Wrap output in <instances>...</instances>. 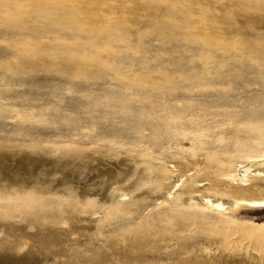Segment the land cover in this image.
I'll return each mask as SVG.
<instances>
[{
    "label": "rangeland",
    "instance_id": "rangeland-1",
    "mask_svg": "<svg viewBox=\"0 0 264 264\" xmlns=\"http://www.w3.org/2000/svg\"><path fill=\"white\" fill-rule=\"evenodd\" d=\"M263 114L264 0H0V264H264L219 188Z\"/></svg>",
    "mask_w": 264,
    "mask_h": 264
},
{
    "label": "bare ground",
    "instance_id": "bare-ground-1",
    "mask_svg": "<svg viewBox=\"0 0 264 264\" xmlns=\"http://www.w3.org/2000/svg\"><path fill=\"white\" fill-rule=\"evenodd\" d=\"M93 3V2H92ZM108 4V3H107ZM116 4H118V3H116ZM132 6V5H131ZM105 7V6H104ZM116 11V10H115ZM125 13V12H124ZM98 14V13H97ZM119 15V14H118ZM113 16H115V15H113ZM118 17V16H117ZM89 19V18H88ZM88 26V25H87ZM86 27V26H85ZM264 115V114H263ZM260 116H262V114L260 115ZM178 118H181V117H178ZM264 118V117H263ZM262 118V119H263ZM183 119V118H182ZM256 119V118H255ZM197 120V119H196ZM258 120H259V118H258ZM174 122V121H173ZM260 124H262V123H260ZM249 125V124H248ZM255 125H257V124H255ZM253 126V125H252ZM248 127V126H247ZM255 127V126H254ZM252 128L253 129V131H251V132H253V133H249V140H248V142L246 143V142H244V143H246L245 145H246V153L248 152L250 155H248V157L250 156V159H251V163L250 164H247L246 163V160H239V159H241V158H239L238 160L237 159H235L236 161H233V162H230V163H226V164H223L222 166H223V168H225L224 170L226 171V173H225V179H224V184H221V185H219V188L221 189V191H224L225 193H227L231 198H233V200H234V202L236 203V204H238V205H246V206H248V207H264V125H261L260 127H259V129L258 128ZM172 128V127H171ZM175 128H177V127H175ZM250 128V129H251ZM174 129V128H173ZM172 129V130H173ZM251 129V130H252ZM258 130V133H255L254 131L255 130ZM196 131H200V130H196ZM249 131L247 130V132L246 133H248ZM257 132V131H256ZM196 133V132H195ZM198 133V132H197ZM224 133V132H223ZM233 134V133H232ZM231 134V135H232ZM215 135H217V134H215ZM221 135H223V134H221ZM248 135V134H247ZM195 136V135H194ZM233 136H234V134H233ZM243 136V135H242ZM241 136V137H242ZM196 137V136H195ZM216 137V136H215ZM229 137V136H228ZM228 137H226V138H228ZM232 137V136H231ZM230 137V138H231ZM235 137V136H234ZM246 137V136H245ZM221 138V137H220ZM237 138H238V136H237ZM218 139V138H217ZM236 139V138H235ZM240 139H242V138H240ZM195 140H196V138H195ZM199 140V139H198ZM201 140H203V139H201ZM219 140V139H218ZM222 140V139H221ZM238 140V139H237ZM244 140V139H243ZM234 141H236V140H234ZM242 141V140H241ZM143 142V141H142ZM197 142H199V141H197ZM214 142V141H213ZM237 142V141H236ZM235 142V143H236ZM243 142V141H242ZM241 142V143H242ZM218 143V142H217ZM227 142H225V144H226ZM231 143V142H230ZM229 143V144H230ZM234 143V142H233ZM232 143V144H233ZM141 144V143H140ZM211 144H212V142H211ZM215 144H216V142H215ZM219 144V143H218ZM228 144V143H227ZM143 145V144H142ZM242 145V144H241ZM97 146H99V145H97ZM214 146V145H213ZM223 146V145H222ZM221 146V147H222ZM226 146H228V145H226ZM226 146H225V148H226ZM232 146V145H231ZM235 146V145H234ZM233 146V147H234ZM100 147H102V146H100ZM140 147V146H139ZM211 147H212V145H211ZM218 147V146H217ZM229 147V146H228ZM227 147V148H228ZM244 147V146H243ZM225 148H222L223 150L225 149ZM239 148V147H238ZM139 149V148H138ZM190 149V148H189ZM208 149H210V148H208ZM240 149H243L242 147L240 148ZM239 149V150H240ZM127 150V149H126ZM130 150V149H129ZM216 150V149H215ZM229 150H231V149H229ZM243 150H245V149H243ZM243 150H241V151H243ZM125 151V150H124ZM136 151H137V149H136ZM142 151V150H141ZM225 151V153H226V149L224 150ZM132 152H133V150H132ZM140 152V151H139ZM145 152V151H144ZM144 152H142V154L144 153ZM214 152H216V151H214L213 150V152H212V154H214ZM218 152V151H217ZM233 152V151H232ZM237 152L238 151H236V154H237ZM244 152V151H243ZM138 153V152H137ZM150 153V152H149ZM230 153V152H229ZM241 153V152H240ZM141 154V155H142ZM211 154V155H212ZM219 154V153H218ZM232 154H234V153H231V156L233 157V155ZM235 154V155H236ZM244 154V153H243ZM186 155V154H185ZM206 155V154H205ZM221 155H222V153H221ZM223 155H224V153H223ZM222 155V156H223ZM234 155V156H235ZM246 155V154H245ZM246 155V156H247ZM140 156V155H139ZM144 156V155H143ZM202 155H200L199 157H201ZM207 156V155H206ZM209 156V155H208ZM207 156V157H208ZM213 156V155H212ZM239 157H240V155H238ZM150 157H152V156H150ZM198 157V158H199ZM231 157V158H232ZM244 157V156H243ZM159 158V157H158ZM189 158V157H188ZM228 158V157H227ZM208 159V158H207ZM210 159H212V157L210 158ZM244 159V158H243ZM249 159V158H248ZM126 160V159H125ZM234 160V159H233ZM108 161V160H107ZM232 161V160H231ZM208 162H209V160H208ZM216 162V161H215ZM214 162V163H215ZM162 163V162H161ZM216 163H218V161L216 162ZM151 164V163H150ZM216 166H217V164H216ZM105 168V167H104ZM127 168H131V170L134 172L133 174H137L138 172H139V167H137V166H135V165H133V164H129V165H127ZM153 170H154V168H153ZM156 172V171H155ZM224 173V172H223ZM182 175H184V174H182ZM218 175V174H217ZM221 175V174H220ZM223 175V174H222ZM151 177V176H150ZM130 178V177H129ZM129 178L128 179H126L127 181L129 180ZM159 179V178H158ZM161 179V178H160ZM207 179V178H206ZM151 181V180H150ZM153 181V180H152ZM183 178L181 177V178H179L178 177V180H177V182L176 183H174L173 184V186H171V188H169V190H167L168 192H167V197L168 196H171L172 194H176V196H177V198L176 199H178V200H182V196L181 195H179L177 192H176V190H177V187L178 186H180L182 183H183ZM206 181V180H205ZM121 183V182H120ZM124 184V183H123ZM196 184V183H195ZM205 184L203 183V182H197V184H196V192L194 193L193 192V194L192 193H190L189 194V196H188V198L189 199H191V200H200L203 204H205L206 206H210V207H212L214 210H217V211H223V212H225V211H227V209L229 208V205H228V203L227 202H225V201H223L222 199L221 200H216V199H214V198H212L211 196H209V195H204V194H202L201 193V189H198V188H202L203 186H204ZM115 186V188H117L118 190H120L121 188L118 186V184H115L114 185ZM140 186V185H139ZM114 188V189H115ZM159 188V187H158ZM113 189V190H114ZM116 190V189H115ZM133 191L134 190H132V189H130V190H127V191H122V194L120 195L121 197H123V198H126V197H129V195L130 194H132L133 193ZM190 191H192V190H190ZM119 195V194H118ZM187 196V195H186ZM110 197V196H109ZM162 197V196H161ZM185 197V196H184ZM90 199V198H89ZM91 200V199H90ZM155 200V199H154ZM157 200V199H156ZM112 201V200H111ZM120 201V200H119ZM172 201V200H171ZM113 202V201H112ZM111 202V203H112ZM118 202V201H117ZM140 202V201H139ZM154 202V201H153ZM158 202V201H157ZM173 202V201H172ZM83 203H90V202H84L83 201ZM94 203V202H93ZM108 203V202H107ZM122 203V202H121ZM137 203H138V201H137ZM81 204V203H80ZM92 204V203H91ZM95 204V203H94ZM126 204V202L124 203V205ZM132 204V203H131ZM136 204V203H135ZM100 205H102V204H100ZM100 205H98V206H100ZM110 205V204H109ZM117 205V204H116ZM174 205V204H173ZM80 206V205H79ZM90 206V205H89ZM95 206V205H94ZM103 206V205H102ZM118 206H120L119 204H118ZM117 206V207H118ZM170 206V205H169ZM168 206V207H169ZM76 207H77V205H76ZM75 207V208H76ZM109 207V206H108ZM122 207V206H121ZM174 207V206H173ZM61 208V207H60ZM85 208V207H84ZM83 208V209H84ZM112 209H113V207H111ZM124 208H126V207H124ZM164 208V207H163ZM165 208H166V206H165ZM164 208V209H165ZM177 208V207H176ZM88 209V208H87ZM99 209V208H98ZM97 209V210H98ZM101 209V208H100ZM119 209V208H118ZM117 209V210H118ZM113 210H115V208L113 209ZM166 210H168V209H166ZM174 210H175V208H174ZM173 210V211H174ZM93 212H94V210H92ZM119 211V210H118ZM172 211V212H173ZM177 211V210H176ZM175 211V212H176ZM181 211V209L179 210V212ZM188 211H190V210H188ZM192 211V210H191ZM97 212H99V211H97ZM96 212V213H97ZM106 212V211H105ZM111 212H112V210H111ZM115 212V211H114ZM123 212H124V210H123ZM122 212V213H123ZM171 212V211H170ZM82 213V212H81ZM84 213V212H83ZM181 213V212H180ZM194 213V212H193ZM206 213H209V212H206ZM206 213H204L203 215H206L207 216V214ZM99 214V213H98ZM101 214V213H100ZM120 214V213H119ZM118 213H117V215H119ZM169 214V213H168ZM185 214V213H184ZM199 214H201V213H199ZM93 215V214H92ZM95 215V214H94ZM114 215V214H113ZM156 215V214H155ZM196 215V214H195ZM221 215H222V213H221ZM106 216V215H105ZM104 216V217H105ZM111 216V215H110ZM190 216V215H189ZM194 216V215H193ZM201 216V215H200ZM90 217V216H89ZM103 217V216H102ZM101 217V218H102ZM184 217V216H183ZM197 217H198V215H197ZM196 217V218H197ZM219 217V216H218ZM100 218V219H101ZM106 218V217H105ZM112 218V217H111ZM191 218V217H190ZM199 218V217H198ZM202 218V217H201ZM165 219H166V217H165ZM207 219V218H206ZM224 219H226V218H224ZM183 220V219H182ZM185 221V220H184ZM190 221L192 222V220L190 219ZM197 220H195V222H196ZM203 221V220H202ZM106 222V221H105ZM132 222V221H131ZM227 222V221H226ZM96 223V222H95ZM100 223H102V222H100ZM202 223H204V222H202ZM201 223V224H202ZM126 226V225H125ZM128 226V225H127ZM207 227V226H206ZM118 228H121V227H118ZM148 228V227H147ZM253 228V227H252ZM130 229V228H129ZM182 230V229H181ZM184 230V229H183ZM113 232V231H112ZM194 232H196V231H194ZM92 233V232H91ZM74 234V233H73ZM100 233H98V235H99ZM188 234V233H187ZM73 236V235H72ZM184 236V235H183ZM87 237H89L88 235H87ZM28 240V239H27ZM97 240V239H96ZM105 241V240H104ZM230 241V240H229ZM99 242V241H98ZM216 243V242H215ZM103 248V247H102ZM190 248V247H189ZM170 249H172V248H170ZM188 249V248H187ZM214 249V248H213ZM84 251V250H83ZM82 253V252H81ZM84 253V252H83ZM186 253V252H185ZM92 261V260H91Z\"/></svg>",
    "mask_w": 264,
    "mask_h": 264
}]
</instances>
